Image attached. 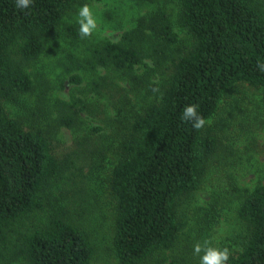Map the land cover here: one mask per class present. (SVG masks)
<instances>
[{"label":"trees","instance_id":"1","mask_svg":"<svg viewBox=\"0 0 264 264\" xmlns=\"http://www.w3.org/2000/svg\"><path fill=\"white\" fill-rule=\"evenodd\" d=\"M79 1L33 0L30 9L20 10L15 0H0V264H92L96 256L89 234L70 213L74 194L64 179L71 167L54 152L51 133L77 125L86 101L57 99L45 127L7 108L33 91L28 69ZM158 1L163 5L139 17L120 40L100 41L74 56L81 69H107L125 81L116 84L117 115L109 118L117 138L109 181L117 264H161L156 254L167 251L179 264L189 258L193 248L181 238L182 209L220 140L211 124L197 130L184 121L183 109L198 104V113L211 119L232 88H264L257 67L264 62V0ZM167 2L179 6L178 24L191 39L185 51L174 48L179 37ZM66 27L77 39L76 25ZM72 79L82 81L79 74ZM113 84L107 75L96 76L89 91L104 96ZM44 98L39 95L41 112L33 115L48 119ZM240 191L238 215L248 235L228 264H264V183ZM215 216V207L207 209L202 224L215 223Z\"/></svg>","mask_w":264,"mask_h":264},{"label":"rangeland","instance_id":"2","mask_svg":"<svg viewBox=\"0 0 264 264\" xmlns=\"http://www.w3.org/2000/svg\"><path fill=\"white\" fill-rule=\"evenodd\" d=\"M85 3L92 7L98 28L91 37L81 38L76 20L79 8ZM158 4L163 5L158 0H80L64 19L66 25H76L77 39L74 37L77 33L62 25L60 33L47 42L44 53L28 69L34 80L33 91L23 94L19 104L7 103L12 116L19 115L26 123L29 118L38 119L45 127L54 117L51 111L57 99L70 100L72 96H78L86 101L88 108L81 112L77 125L57 126L51 133L54 152L60 159H69L71 168L67 174L70 179H64L65 186L74 194L69 209L95 245L96 256L92 264H117L112 249L116 199L109 185L117 158V138L109 126V118L117 115L115 104L119 93L115 92L116 84H125V81L119 78V73L107 69L97 72L81 69L74 56L100 41L120 40L125 31L135 26L139 17L151 12ZM166 8L179 37L174 48L185 51L191 39L186 29L178 24L179 6L167 2ZM137 70L143 72L145 66L140 64ZM75 74L81 76L80 83L73 81ZM100 75H107L115 82L110 86L111 93L106 91L104 96L89 91L90 82ZM39 95L45 97L48 119L33 115L41 112ZM210 120L220 145L200 187L183 206L186 225L181 238L192 248L197 242L210 240L212 246L227 247L231 258L241 251L248 235L247 225L238 215L240 190L253 189L264 183V88L248 83L232 88ZM212 207L216 208V221L206 226L202 224L205 222L203 216ZM188 233L191 234L189 238ZM156 255L161 264H179L171 251ZM183 264H200V257L192 252Z\"/></svg>","mask_w":264,"mask_h":264},{"label":"clouds","instance_id":"3","mask_svg":"<svg viewBox=\"0 0 264 264\" xmlns=\"http://www.w3.org/2000/svg\"><path fill=\"white\" fill-rule=\"evenodd\" d=\"M32 5L33 0H15V6L20 10L30 9ZM76 23L79 25L81 38L91 37L97 30L98 20L89 4L85 3L79 8ZM257 67L261 72H264V62H258ZM198 108V104H189L184 107L182 112V119L191 121L192 127L197 130L211 123L210 119H206L198 113ZM193 252L194 255L200 257V264H228L231 256L227 247L212 246L210 240H205L203 243L197 242L193 247Z\"/></svg>","mask_w":264,"mask_h":264}]
</instances>
